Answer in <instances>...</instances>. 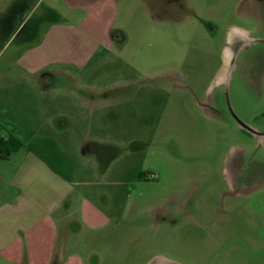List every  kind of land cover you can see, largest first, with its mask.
Segmentation results:
<instances>
[{"label": "rangeland", "instance_id": "rangeland-1", "mask_svg": "<svg viewBox=\"0 0 264 264\" xmlns=\"http://www.w3.org/2000/svg\"><path fill=\"white\" fill-rule=\"evenodd\" d=\"M112 21L53 88L67 124L43 148L100 223L69 221L64 260L40 235L33 264H264V0H117ZM21 112L6 123L40 138Z\"/></svg>", "mask_w": 264, "mask_h": 264}, {"label": "crops", "instance_id": "crops-1", "mask_svg": "<svg viewBox=\"0 0 264 264\" xmlns=\"http://www.w3.org/2000/svg\"><path fill=\"white\" fill-rule=\"evenodd\" d=\"M116 7L117 0H0V37H7L0 47L6 52L0 62V137L12 134L22 142L0 158V259L33 264L41 257L35 243L44 235L43 260H64L69 221L91 228L100 223L101 211L76 187L83 181L57 171L43 148L52 145L48 133L67 124L63 114L50 118L55 100L65 96L53 88L69 82L61 76L66 67L84 66L109 42ZM23 107L39 114L40 138L22 137L6 123L22 116Z\"/></svg>", "mask_w": 264, "mask_h": 264}, {"label": "trees", "instance_id": "trees-1", "mask_svg": "<svg viewBox=\"0 0 264 264\" xmlns=\"http://www.w3.org/2000/svg\"><path fill=\"white\" fill-rule=\"evenodd\" d=\"M22 146V142L12 134L0 137V158H7L12 151Z\"/></svg>", "mask_w": 264, "mask_h": 264}, {"label": "flooded vegetation", "instance_id": "flooded-vegetation-1", "mask_svg": "<svg viewBox=\"0 0 264 264\" xmlns=\"http://www.w3.org/2000/svg\"><path fill=\"white\" fill-rule=\"evenodd\" d=\"M228 50L230 51V54H231V50H230V49H228ZM229 57H230V56H229ZM228 60H229V59H228ZM228 60H227V61L225 60V62L227 63ZM242 129L245 130L246 128L242 127ZM137 177H138V179H141V180H147V179H148L147 176L145 175V173L142 172V171L138 173V176H137ZM168 260H169V259H164V260H162L161 262L164 263V262H166V261H168ZM168 262H169V261H168ZM170 264H177V263H175V262L173 261V262L170 263Z\"/></svg>", "mask_w": 264, "mask_h": 264}, {"label": "bare ground", "instance_id": "bare-ground-1", "mask_svg": "<svg viewBox=\"0 0 264 264\" xmlns=\"http://www.w3.org/2000/svg\"><path fill=\"white\" fill-rule=\"evenodd\" d=\"M231 37V36H230ZM230 56V51L227 49L226 51V55H225V60L227 61L229 59Z\"/></svg>", "mask_w": 264, "mask_h": 264}, {"label": "water", "instance_id": "water-1", "mask_svg": "<svg viewBox=\"0 0 264 264\" xmlns=\"http://www.w3.org/2000/svg\"><path fill=\"white\" fill-rule=\"evenodd\" d=\"M239 124L241 125V127H244L246 129L251 130L247 125H245L242 121H239Z\"/></svg>", "mask_w": 264, "mask_h": 264}]
</instances>
